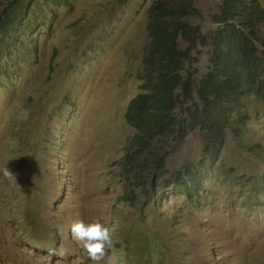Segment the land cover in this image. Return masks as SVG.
I'll return each mask as SVG.
<instances>
[{"label":"rangeland","instance_id":"1","mask_svg":"<svg viewBox=\"0 0 264 264\" xmlns=\"http://www.w3.org/2000/svg\"><path fill=\"white\" fill-rule=\"evenodd\" d=\"M155 0H71L56 15L37 12L31 35L16 40L0 68V264H93L71 234L76 220L99 219L111 246L99 264H137L125 241L146 230L155 250L142 264H264V98L226 135L219 162L198 198L173 190L118 202L121 162L134 130L129 102L148 43ZM4 0H0L3 4ZM189 20L218 28L221 0H195ZM264 9V0H259ZM47 7V6H46ZM37 24V25H36ZM211 46L192 52L207 71ZM201 77V76H199ZM201 132L168 157L174 171L198 162ZM9 171L12 175H6Z\"/></svg>","mask_w":264,"mask_h":264},{"label":"trees","instance_id":"2","mask_svg":"<svg viewBox=\"0 0 264 264\" xmlns=\"http://www.w3.org/2000/svg\"><path fill=\"white\" fill-rule=\"evenodd\" d=\"M195 0H155L148 9V43L137 79L141 92L127 107L126 121L134 130L121 162L127 183L118 202L129 205L152 193L170 190L194 200L205 190L216 168L226 135L239 120L249 118L253 99L264 98V9L259 0H221L213 21L218 28L205 34L189 18L198 13ZM71 0H4L0 4V68L6 51L34 31L37 12L56 15ZM47 6V7H46ZM37 25V24H36ZM211 46L207 71L197 74L192 52ZM201 76V77H199ZM203 137L201 159L174 171L168 157L192 132ZM125 241L128 256L142 264L155 246L146 230ZM163 264V258L159 259Z\"/></svg>","mask_w":264,"mask_h":264},{"label":"clouds","instance_id":"3","mask_svg":"<svg viewBox=\"0 0 264 264\" xmlns=\"http://www.w3.org/2000/svg\"><path fill=\"white\" fill-rule=\"evenodd\" d=\"M5 174L12 175L9 171ZM70 231L93 264H99L106 254V248L111 246L112 230L99 219H94L91 222L76 220L71 224Z\"/></svg>","mask_w":264,"mask_h":264}]
</instances>
